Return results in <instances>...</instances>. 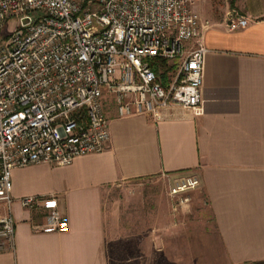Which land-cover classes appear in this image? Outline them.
<instances>
[{
    "label": "built area",
    "instance_id": "2783aa9c",
    "mask_svg": "<svg viewBox=\"0 0 264 264\" xmlns=\"http://www.w3.org/2000/svg\"><path fill=\"white\" fill-rule=\"evenodd\" d=\"M200 1L0 0V253L16 246L14 202L48 208L40 230L65 227L58 194L13 195L15 168L105 151L111 109L155 120L171 105L203 112L201 37L210 22ZM227 25L248 19L230 10ZM201 184L198 173H183L172 208L182 210Z\"/></svg>",
    "mask_w": 264,
    "mask_h": 264
},
{
    "label": "crops",
    "instance_id": "0c3cea01",
    "mask_svg": "<svg viewBox=\"0 0 264 264\" xmlns=\"http://www.w3.org/2000/svg\"><path fill=\"white\" fill-rule=\"evenodd\" d=\"M232 10L248 19L246 27L230 29L227 15H202L210 22L201 37L209 49L202 113L171 105L155 120L151 114L121 118L111 109L105 151L68 165L13 170L15 197L60 196L65 227L40 230L48 208L14 202L16 246L0 253V264H114L107 188L187 172L201 177L197 203L212 219L224 264L264 260V0H236Z\"/></svg>",
    "mask_w": 264,
    "mask_h": 264
},
{
    "label": "rangeland",
    "instance_id": "374dc122",
    "mask_svg": "<svg viewBox=\"0 0 264 264\" xmlns=\"http://www.w3.org/2000/svg\"><path fill=\"white\" fill-rule=\"evenodd\" d=\"M231 0H201L199 12L222 18ZM15 24L11 23L7 31ZM182 174H158L121 181L106 190L114 264H224L212 219L197 203L201 186L188 192L186 206L175 211L171 186Z\"/></svg>",
    "mask_w": 264,
    "mask_h": 264
},
{
    "label": "trees",
    "instance_id": "16d2710c",
    "mask_svg": "<svg viewBox=\"0 0 264 264\" xmlns=\"http://www.w3.org/2000/svg\"><path fill=\"white\" fill-rule=\"evenodd\" d=\"M235 2H236V0H231V4L234 8H235ZM154 68L158 71V66L155 65ZM244 264H264V260L253 261V262H248V263H244Z\"/></svg>",
    "mask_w": 264,
    "mask_h": 264
}]
</instances>
